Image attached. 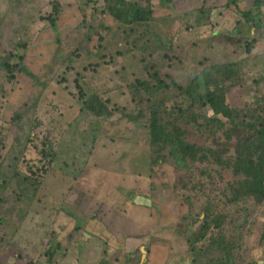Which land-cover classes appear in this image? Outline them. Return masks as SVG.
Wrapping results in <instances>:
<instances>
[{
	"label": "rangeland",
	"instance_id": "obj_1",
	"mask_svg": "<svg viewBox=\"0 0 264 264\" xmlns=\"http://www.w3.org/2000/svg\"><path fill=\"white\" fill-rule=\"evenodd\" d=\"M236 5L0 0V258L264 264V0Z\"/></svg>",
	"mask_w": 264,
	"mask_h": 264
},
{
	"label": "crops",
	"instance_id": "obj_2",
	"mask_svg": "<svg viewBox=\"0 0 264 264\" xmlns=\"http://www.w3.org/2000/svg\"><path fill=\"white\" fill-rule=\"evenodd\" d=\"M67 17H69L68 15H67ZM70 18V17H69ZM69 27H72V23L70 22V23H68L67 24ZM79 26V22H76V21H74V28H77ZM197 31H199V32H202V30H200V29H196ZM204 35V34H203ZM204 36H206V34L204 35ZM202 42V41H201ZM212 42V44H215V45H219V46H221V48H224V43H223V40H212L211 41ZM204 44H205V42H203ZM133 218L135 219V220H138V221H140V222H142V223H146V222H144L141 218H140V216L136 213L134 216H133ZM96 233H99V231L97 230L96 231ZM158 235V234H157ZM57 248L59 249V248H61V245H60V243H57ZM142 250V261L145 259V257H146V261H143V264H153V259H157V258H160L159 257V255L157 254V253H154V252H152L151 254L153 255H156V256H152L151 257V259L149 258V254L150 253H147V256H146V250H144V248H142L141 249ZM53 253H54V251L53 250H51V252H50V256H52L53 255ZM3 257L2 258H0V264H11L12 262L11 261H9L8 260V258H9V256H10V254H7L6 256L5 255H2ZM87 256L90 258V257H94L95 258V255H88L87 254ZM13 259L15 260V258L13 257ZM65 262H68L67 260H65ZM64 263V262H63ZM62 263V264H63ZM16 264V263H15ZM76 264H81V262H78V261H76ZM161 264H164V257L163 256H161Z\"/></svg>",
	"mask_w": 264,
	"mask_h": 264
},
{
	"label": "trees",
	"instance_id": "obj_3",
	"mask_svg": "<svg viewBox=\"0 0 264 264\" xmlns=\"http://www.w3.org/2000/svg\"><path fill=\"white\" fill-rule=\"evenodd\" d=\"M230 2H231V4H232V6L235 8V9H237V5H236V0H230ZM240 13V15H242V16H246V14L247 13H244V12H239ZM159 78H161L160 80H159V83H163V88H169V86H174V87H176L177 89H179L180 87L177 85V83H176V81H175V78H174V76L172 75V74H170L169 72H166L164 75H162V76H159ZM162 80V81H161ZM194 81L198 84V85H201V82H200V80L197 78V77H195V79H194ZM136 82H139V84L140 85H142V86H144V83H142L141 81H136ZM152 82H155L154 80H152ZM166 85H169V86H166ZM148 88H150V87H148ZM185 88H188V87H185ZM187 95L190 97V98H192L193 96H195V92L194 91H192V90H189V89H187ZM202 97H203V95L202 96H200V99H202ZM208 103H210V101H211V103H212V105H214L215 106V103H213L212 101L213 100H209V98H208ZM214 111H216V112H222L224 115H227V113L226 112H224V110H219L218 108H215L214 109ZM95 115L97 114V115H99V113H94ZM153 142L154 143H157V141H155V140H153Z\"/></svg>",
	"mask_w": 264,
	"mask_h": 264
}]
</instances>
